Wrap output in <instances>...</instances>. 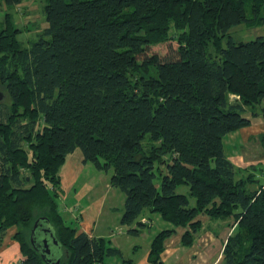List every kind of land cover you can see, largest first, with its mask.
I'll return each instance as SVG.
<instances>
[{"label":"trees","instance_id":"obj_1","mask_svg":"<svg viewBox=\"0 0 264 264\" xmlns=\"http://www.w3.org/2000/svg\"><path fill=\"white\" fill-rule=\"evenodd\" d=\"M44 1L46 26L28 48L0 33L9 99L0 104V245L15 227L19 264H48L30 241L45 217L59 264H134L59 213V170L79 149L83 163L112 170L127 233L149 225L139 220L145 211L171 224L153 236L148 264L162 263L175 227H189L181 237L189 245L200 214L234 223L224 264H264V185L251 190L253 174L223 146L250 124L246 108L264 100V34L234 41L229 32L264 26V0Z\"/></svg>","mask_w":264,"mask_h":264},{"label":"crops","instance_id":"obj_2","mask_svg":"<svg viewBox=\"0 0 264 264\" xmlns=\"http://www.w3.org/2000/svg\"><path fill=\"white\" fill-rule=\"evenodd\" d=\"M235 98V95H231V99ZM263 104L264 100L260 105L246 108L244 116L250 120V124L227 134L223 139L226 157L236 168L242 170L244 175H247V173L253 174L256 182L249 184L251 190L257 189L260 184L264 185V117L261 114V106ZM75 151L66 156L69 165H66L64 170L69 169L68 167H70V171L73 167L80 169L77 165L79 164L80 166V163L82 165L84 164L82 162V155L75 156ZM65 163L62 166H64ZM68 174L69 173H67L65 179L70 181ZM108 186H110L109 182ZM60 196H62L61 191L59 197ZM83 212H85V210L82 211L81 208H76L75 206H73V208L69 207L66 203L59 206V213L62 218L68 224H75L78 228V232H85L89 236L104 237L111 246L122 250L121 242L131 234L128 233L124 236L123 230H117L116 233L113 232L107 236L105 235V229L98 230V226L96 228L97 221H84L82 216ZM153 214L157 213L145 211L139 220L149 225L147 224L148 226L141 229L137 235H132L140 237L146 242L144 252L139 255H136L139 251V245H131L133 257H130V259H132L134 264H148L147 258L151 240L153 236L160 231L152 230L154 221L161 219L159 214H157L158 216L155 218H152ZM196 220L200 221L201 227L193 234V240L189 245H183L181 242L182 234L186 230H189V227H175V231L164 240V250L160 254L161 264H224L223 248L227 238L233 231V221L211 219L206 214L198 215ZM78 224H80V226ZM15 231V227L7 229L2 239L0 245V264H19L22 260L18 243L13 239ZM111 262L116 263V260L113 258Z\"/></svg>","mask_w":264,"mask_h":264},{"label":"rangeland","instance_id":"obj_3","mask_svg":"<svg viewBox=\"0 0 264 264\" xmlns=\"http://www.w3.org/2000/svg\"><path fill=\"white\" fill-rule=\"evenodd\" d=\"M44 3V0H22L18 5L9 6L0 0V33H6L5 31L7 30L14 32L21 47L28 48L33 41L38 39V35L46 26L42 11ZM247 13H249L248 5ZM229 32L234 41H248L258 35L264 34V26L250 28L241 24L232 27ZM223 46H226L225 41L223 42ZM164 48L165 45L155 47L159 54L165 53ZM0 104H9V99L2 86H0ZM74 155L81 156L80 150L77 149ZM66 165H69L68 158L65 165L59 170V175L61 176L60 191L62 195L59 197V206L66 203L69 207L73 208L75 206L76 208H81L82 211L85 210L82 215L83 220L97 221L96 228L98 226V230L105 229V235L107 236L110 233H116L117 230H123V235L126 236L128 234V227L120 224L124 193L114 187L108 186L112 170L108 172L100 171L91 162L84 163L83 165L80 163V166L79 164L77 165L80 169L73 167L71 171L69 170L70 167L64 170ZM67 173H69L68 177H70V181L65 179ZM176 191L187 194L188 187L179 186ZM193 203L194 200L191 198L190 204L193 205ZM156 216L158 215L153 214L152 218ZM78 225L80 226V224ZM168 227H170V224L162 219H157L154 221L152 230L158 231ZM26 233L25 237L28 239V230ZM134 244L139 245V251L136 255L144 252L146 247L144 239L130 235L121 242V251L125 258L133 257L131 245Z\"/></svg>","mask_w":264,"mask_h":264},{"label":"water","instance_id":"obj_4","mask_svg":"<svg viewBox=\"0 0 264 264\" xmlns=\"http://www.w3.org/2000/svg\"><path fill=\"white\" fill-rule=\"evenodd\" d=\"M41 225L43 226L42 231L45 232V234H47V239H48V240L46 238L43 239L42 243L44 245V248H40L41 245L40 247L37 246L35 244V238H34L35 232L37 231L38 227ZM30 241L34 246V248L41 252L42 258L48 264H59V259L57 258V256L54 255V253H51V248L48 243V241H52L54 245L57 244L52 232V228L49 224V221L45 217H40L39 219L35 220L33 224V229L31 231Z\"/></svg>","mask_w":264,"mask_h":264},{"label":"flooded vegetation","instance_id":"obj_5","mask_svg":"<svg viewBox=\"0 0 264 264\" xmlns=\"http://www.w3.org/2000/svg\"><path fill=\"white\" fill-rule=\"evenodd\" d=\"M42 228H43V226L41 225V226H39L38 227V229L40 230V231H36L35 232V235H34V238H35V244L37 245V246H39L40 247V245H41V248H42V246H44V245H42L43 243V239L44 238H46L47 239V234H45V232H43L42 231ZM48 240V239H47Z\"/></svg>","mask_w":264,"mask_h":264}]
</instances>
